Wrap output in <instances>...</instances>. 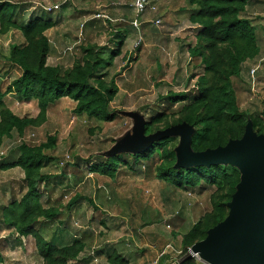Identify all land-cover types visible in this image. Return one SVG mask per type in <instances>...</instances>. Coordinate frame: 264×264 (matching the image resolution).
Here are the masks:
<instances>
[{"label": "rangeland", "instance_id": "1", "mask_svg": "<svg viewBox=\"0 0 264 264\" xmlns=\"http://www.w3.org/2000/svg\"><path fill=\"white\" fill-rule=\"evenodd\" d=\"M147 1L154 11L138 16L131 0H24L20 6L23 24L40 12L52 19L59 17L56 25L63 29L56 37V49L50 51L48 62L56 60L68 69L81 58V49L89 44L109 49L104 60L113 51L119 52L104 71L106 79H112L118 89L109 106V111L115 114L112 121L77 116L74 102L62 98L47 108L44 123L20 135L12 131L0 144L3 153L0 164L5 166L17 156V141L24 139L26 144L38 145L50 136L55 137V150L50 154L56 161L43 170L51 179L46 187L42 185L38 189V194L42 208H54L62 215L51 222L39 219L41 224L36 229L45 241L52 243L58 228L71 229L65 230L66 241L59 244L71 245L77 241L83 245V251L78 259L67 264H110L108 257L113 254L127 264H179L188 257L190 249L181 252V237L211 208L209 192L167 189L153 175L144 174V170L114 180L89 170L100 158L142 151L151 140L159 138V134L150 139L142 136V121H147L155 106L160 105L159 97L167 92L192 90L199 75V59L189 56L188 51L194 46L198 31L189 24L192 8L186 0ZM54 4L58 9L52 13L41 9ZM108 9L116 10L114 22L106 19L104 12ZM92 16L94 29L82 23ZM156 20L160 21L158 25L154 23ZM125 31L129 36L124 35ZM12 43H17L14 33L0 35V54L7 56ZM9 73L10 76L15 71ZM190 76H194L193 80L186 87ZM257 82L255 78L254 93L251 80L241 83L244 95L241 94L238 102L240 111L253 116H260L264 101V80L260 86ZM5 104L18 117L36 118L39 113L35 100L8 95ZM174 136L181 142V135ZM75 162L81 164L77 175L68 169ZM24 193L22 171L0 169V210ZM74 196L79 198L67 210ZM7 230L0 223V264H39L34 239H22L18 245ZM193 259L197 264H211L203 256Z\"/></svg>", "mask_w": 264, "mask_h": 264}, {"label": "trees", "instance_id": "2", "mask_svg": "<svg viewBox=\"0 0 264 264\" xmlns=\"http://www.w3.org/2000/svg\"><path fill=\"white\" fill-rule=\"evenodd\" d=\"M6 0L0 4V35L18 31L22 45H11L7 56L0 54V144L12 131L19 135L28 128L45 122L46 110L54 102L68 98L74 102V113L99 122H110L114 112L110 103L118 92L115 82L107 80L104 72L119 52L113 51L104 60L108 48L89 44L81 49V58L68 69L46 64L48 40L45 32L55 23L43 17L30 19L23 24L22 12L17 2ZM251 0H186L192 8L189 23L197 27L195 44L188 48L189 56L199 59V75L192 90L167 92L159 97L154 113L141 123V135L150 139L172 129L189 130V152L202 154L223 149L230 143L241 142L249 132L255 138L264 137V101L260 116L240 111L233 86L241 66L253 61L259 53L256 34L251 22L243 17ZM127 35V32H124ZM117 36V35H116ZM115 36V37H116ZM119 39V38H118ZM9 70L17 74L9 76ZM194 76L188 77L186 87ZM8 95L19 99L35 100L39 110L36 118L11 114L5 104ZM177 136H164L151 140L142 151L120 153L98 159L90 166L91 173L114 180L120 175H153L167 189L209 192L210 210L181 237L180 248L185 253L194 244L206 240L209 232L227 218L233 198L242 182L241 170L220 162L214 165L180 166ZM17 158L2 166L1 170L18 168L23 173L25 193L19 200H12L0 210L1 223L19 237H32L42 264H67L78 259L83 245L77 241L57 247L38 235L34 225L39 219L52 221L60 217L54 208H42L39 188L51 179L43 169L56 158L55 137L50 136L38 145L20 143L16 146ZM80 163H73L72 170ZM66 169L62 176L65 177ZM73 198V199H72ZM67 206L69 210L79 198L74 196ZM187 253V252H186ZM110 264H127L122 257L113 254ZM180 264H197L186 258Z\"/></svg>", "mask_w": 264, "mask_h": 264}, {"label": "water", "instance_id": "3", "mask_svg": "<svg viewBox=\"0 0 264 264\" xmlns=\"http://www.w3.org/2000/svg\"><path fill=\"white\" fill-rule=\"evenodd\" d=\"M174 135L182 136L177 151L178 165L224 162L242 172V182L227 218L209 232L206 240L194 244L188 250V257L196 258L199 254L211 264H264V137L255 138L248 132L239 143L191 154L187 128L172 129L160 134L159 138Z\"/></svg>", "mask_w": 264, "mask_h": 264}, {"label": "crops", "instance_id": "4", "mask_svg": "<svg viewBox=\"0 0 264 264\" xmlns=\"http://www.w3.org/2000/svg\"><path fill=\"white\" fill-rule=\"evenodd\" d=\"M6 1V0H4ZM3 0L0 1V4L2 2H4ZM24 0H20L19 2H17L18 5H22ZM151 1V0H150ZM153 1H156V0H153ZM57 3V2H56ZM98 1H95V6H98ZM54 5H57V4H54ZM154 5V4H152ZM19 6V9L21 10L22 12V9L21 7ZM42 9V8H41ZM43 11V9H42ZM115 11L114 9H108L107 12H104L106 16V19L110 20L111 22L116 18V14H115ZM52 13V12H51ZM51 13H48V14H51ZM119 13V12H118ZM22 16V14H21ZM36 17H43L45 19H49L51 20V22L55 23V26L51 29H49L48 31H46L44 34H45V37L47 38L48 40V46H49V49H48V55L50 53L51 50H54L56 49L55 47V43L57 42L56 41V37L60 35L61 33V29L62 26L59 25L57 27L56 23L57 21H59V17L56 18V19H52L51 17L49 16H46L44 13L40 12L38 15H36ZM34 17V18H36ZM57 17V16H56ZM102 17H105V16H102ZM126 18V16H124ZM243 17L248 19L250 22H251V25L253 26L254 30H255V34H256V39H257V46H258V49H259V53H258V56L253 60V61H248V62H245L242 66H241V71H240V74L238 77L234 78L233 79V86H234V90H235V94H236V99H237V102H239V97L241 98V94L244 95V91H243V87L241 85V83L243 82H246L248 80H250V76H249V70L252 69L254 66H259V69L257 70V72L255 73V78H257V83L259 84V86L262 84L263 80H264V0H251L246 8H245V12L243 14ZM24 18L26 19V16H24ZM90 19H94V16H92L91 18H88L87 20H83L82 23L87 25L88 27H90L91 29H94L95 26V22H93L92 20ZM22 20H23V23H24V19H23V16H22ZM90 20V21H89ZM88 21V22H87ZM26 24V22H25ZM190 24V23H189ZM96 25V24H95ZM129 25L131 26V23H129ZM191 25V24H190ZM86 26V27H87ZM191 27H195L194 25H191ZM85 32H87V29L85 30ZM117 32V31H116ZM126 32V31H125ZM15 34V39L17 40V43H12L13 44H17V45H22L23 44V39L21 37V34L18 32V31H12V32H9V34ZM126 36H129V32H127V35ZM62 37V36H61ZM62 40H65V38H63ZM52 45V46H51ZM2 55V54H1ZM48 55H47V59H46V64L49 65V66H60L62 67V64L60 63H57L56 60H52L51 62H48ZM4 56V55H3ZM75 62V61H74ZM73 62V63H74ZM72 63V64H73ZM71 67V66H70ZM63 69H66L64 67H62ZM260 73V75H259ZM10 74V73H9ZM15 74H17V72L15 71ZM14 74H11V76H13ZM256 75H258V77H256ZM236 80V81H234ZM17 158V156H16ZM15 158V159H16ZM13 162V161H11ZM10 162V163H11ZM2 165V164H1ZM81 168V164L79 165ZM70 170H72L69 166ZM44 170V169H43ZM74 174H78L80 173V169H76V170H72ZM67 173V172H66ZM71 173V172H70ZM67 175V174H66ZM75 175V176H76ZM48 185V184H47ZM46 185V186H47ZM44 186V187H46ZM75 205V204H74ZM73 205V206H74ZM1 213V212H0ZM60 215H62V212H60ZM0 223H1V220H0ZM41 224V223H38L36 222L35 225H34V228H35V231H37V227L38 225ZM3 225V224H2ZM44 224H42L43 226ZM47 225V224H45ZM4 226V225H3ZM46 226H44L45 228ZM42 228V227H40ZM49 228H53V226H50ZM57 229V228H55ZM65 230H69L71 231V229L65 227ZM65 230H60V228H58L55 232V234H57L56 236L54 235V238L52 237L51 240L53 241V243L57 246V247H63V245H60L59 243L61 241H64L65 240V237L64 235L66 234ZM8 231V234L13 238L15 239V242L16 244H20L21 243V240L22 239H28V238H32V237H19L17 234H15L12 230H7ZM63 231V232H62ZM38 233V231H37ZM41 235V233L39 232L38 235ZM39 235V236H40ZM42 238V237H41ZM43 239V238H42ZM33 240V238H32ZM44 240V239H43ZM5 241H9L8 239H6ZM66 241V240H65ZM64 246H67V245H64ZM34 249H35V245H34ZM36 251V249H35ZM37 253V252H36ZM39 258V257H38ZM40 260V263L39 264H42V261L41 259L39 258ZM38 264V263H37ZM142 264V263H140Z\"/></svg>", "mask_w": 264, "mask_h": 264}, {"label": "built area", "instance_id": "5", "mask_svg": "<svg viewBox=\"0 0 264 264\" xmlns=\"http://www.w3.org/2000/svg\"><path fill=\"white\" fill-rule=\"evenodd\" d=\"M131 7L135 13V16L141 15V14H146L147 12H152L154 11V8H152V6H148V1L147 0H131ZM42 9L45 12H52V11H56L58 9L57 5L54 6H46V7H42ZM155 25H158L160 23V21L156 20ZM132 24V23H131ZM135 25V24H134ZM259 69V66H254L252 69L249 70V76H250V80L252 81V87H251V92L254 93L255 89L253 88V81L255 79V73L257 72V70ZM22 141V142H21ZM21 141H17L18 143L16 144H20V143H25L24 139ZM2 152H0V157L2 156Z\"/></svg>", "mask_w": 264, "mask_h": 264}, {"label": "bare ground", "instance_id": "6", "mask_svg": "<svg viewBox=\"0 0 264 264\" xmlns=\"http://www.w3.org/2000/svg\"><path fill=\"white\" fill-rule=\"evenodd\" d=\"M198 256H201V255H199V254H196V256H195V257H198Z\"/></svg>", "mask_w": 264, "mask_h": 264}]
</instances>
